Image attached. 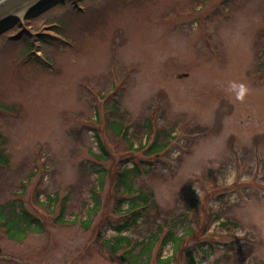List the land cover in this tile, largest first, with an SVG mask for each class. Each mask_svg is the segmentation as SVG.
Returning <instances> with one entry per match:
<instances>
[{"label":"rangeland","instance_id":"rangeland-1","mask_svg":"<svg viewBox=\"0 0 264 264\" xmlns=\"http://www.w3.org/2000/svg\"><path fill=\"white\" fill-rule=\"evenodd\" d=\"M29 33L45 34L51 70L20 51ZM116 99L134 147L162 129L170 147L130 151L108 128ZM0 150V206L40 224L20 243L0 230V264H124L103 242L132 168L155 207L121 236L188 215L148 264H264V0H60L18 21L0 35Z\"/></svg>","mask_w":264,"mask_h":264},{"label":"trees","instance_id":"trees-1","mask_svg":"<svg viewBox=\"0 0 264 264\" xmlns=\"http://www.w3.org/2000/svg\"><path fill=\"white\" fill-rule=\"evenodd\" d=\"M54 29L56 27H53ZM45 34L41 35V33H29V38L20 35V51L26 52V56H28L27 60L36 59L35 53L40 52L41 55L39 59L43 61V66L49 68L51 70L52 63L54 60L50 57L48 53V47H46V42L43 40L45 38ZM32 37H39L40 40L38 42L39 46L35 47V51L33 50V41ZM54 37V36H53ZM50 36V38H53ZM34 45V44H33ZM31 57V58H29ZM55 63V62H54ZM53 63V64H54ZM117 99L114 101V106H112L111 117L108 121V128L113 134L117 137H121L123 141L127 143V146L130 151H137L140 148H146L147 152L153 155L160 154L167 150L170 145L175 140V137L171 135V133L167 132L166 130H160L154 136V140L147 145H140L138 147H134L133 143L129 141L127 137V129L123 126V117L124 114H119L118 103ZM151 134L150 129V121L146 120V137L147 142L150 139L149 135ZM149 138V139H148ZM99 144L100 151L102 154H105L101 143L97 140ZM99 159L105 160L104 157L101 155L96 156ZM0 163L6 164L5 158L3 156L2 151L0 150ZM124 171V172H123ZM116 183L117 191L121 193L120 199L117 201L116 211L121 215L122 224L118 226L114 231L116 232V236L109 239L108 241H104L103 245L109 249V251L113 254H118L122 252V254L118 257V259L123 262L124 264H148L150 260V253L155 244L159 243V252L161 249L166 247L167 245H172L175 247V250L178 248L182 235H187L188 233L183 232L181 236H176L174 232V228L176 223H181L183 219H185L188 215L184 213L183 215L174 218L172 220H165L164 223L166 226L172 228L167 231H163V229L155 224L151 223L149 227V235L145 237L142 241L132 243L127 237L121 236L122 233L129 230L130 227L136 225L138 221L143 217V215L148 214L151 210L155 207V203L153 200V196L151 193H141L136 192L133 189V182L132 180L137 176L138 170L135 168L129 170H123ZM126 172V173H125ZM132 173V179H128V174ZM48 206H54L57 204V199L54 197L47 198ZM63 204L61 207V212L59 217L56 219L61 223H65L64 215H65V203L66 199H63ZM195 205H197L196 201H189L187 203V207L190 210L196 209ZM98 207V202L96 197L93 198V205L90 208V212L95 211ZM16 208L12 203H9L4 206H0V230L4 233V236L13 242L20 243L26 238L27 233H37L40 232V224L35 221L33 218L31 219L30 215L21 213L22 206ZM18 209V210H17ZM218 221L219 219L216 218ZM72 223V222H71ZM221 227H224L225 231H229L223 223H220ZM23 234L22 236H20ZM162 236V238H160ZM174 252V251H173ZM173 252L170 257L167 259L161 260L160 254L156 255V262L158 264H169L172 261ZM188 264H194L193 260H189Z\"/></svg>","mask_w":264,"mask_h":264},{"label":"water","instance_id":"water-1","mask_svg":"<svg viewBox=\"0 0 264 264\" xmlns=\"http://www.w3.org/2000/svg\"><path fill=\"white\" fill-rule=\"evenodd\" d=\"M43 0H0V35L10 30L18 21L9 23L6 27L1 28V25L7 22L12 17L18 16L30 10L36 4ZM55 1H51L39 9L33 11L32 14H29L25 18L33 17L40 12L46 10L50 7V4ZM56 3V2H55ZM24 18V19H25Z\"/></svg>","mask_w":264,"mask_h":264},{"label":"bare ground","instance_id":"bare-ground-1","mask_svg":"<svg viewBox=\"0 0 264 264\" xmlns=\"http://www.w3.org/2000/svg\"><path fill=\"white\" fill-rule=\"evenodd\" d=\"M51 1H55V2H58L60 0H43L41 2H39L38 4H36L34 7H32L30 10H28L27 12L23 13V14H20L18 16H15V17H12L11 19H9L7 22H5L4 24L1 25V28H4L6 27L7 24L9 23H13V22H16V21H20L22 19H24L25 17H27L29 14H32L33 11H35L36 9H39L41 8L42 6H44L45 4L51 2Z\"/></svg>","mask_w":264,"mask_h":264}]
</instances>
